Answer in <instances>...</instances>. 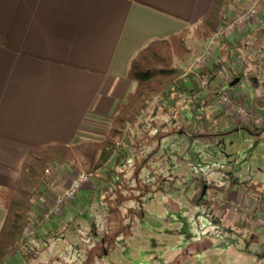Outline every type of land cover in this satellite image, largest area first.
<instances>
[{
    "label": "rangeland",
    "instance_id": "obj_1",
    "mask_svg": "<svg viewBox=\"0 0 264 264\" xmlns=\"http://www.w3.org/2000/svg\"><path fill=\"white\" fill-rule=\"evenodd\" d=\"M263 17L264 8L250 24L260 23ZM191 45L194 49L203 47L197 42ZM243 46L238 49L242 55L232 61L222 52L229 67L239 68V61L246 62ZM225 76L230 77L226 70L213 79L227 82ZM216 85L213 81L210 88L202 91L196 106L182 97L172 123L163 131L168 134L169 128L182 118L186 126L199 127L204 135L214 136L215 141L206 143L180 132L159 140L153 134L162 133L161 128L150 132L153 134L149 141L127 150L125 164L111 159L107 168L113 171L111 175L102 171L99 179L92 180V189L82 190L62 215L35 230L28 239L29 249L17 256L19 264H261L256 255L264 252V224L260 225L250 213L246 217L244 211L232 213L226 189L250 192L257 197L258 204L248 207L261 213L264 129L260 135H254L239 126L221 97H216ZM210 97L214 98L213 104L203 106ZM244 102L251 107L249 100ZM259 113L264 118V110ZM143 115L141 122L148 124L147 113ZM111 121L104 123L110 125ZM107 124L97 138L86 140L104 139L109 130ZM128 130L135 137L130 143L140 139L132 127ZM129 145L127 142L125 148L130 149ZM53 169L55 173L49 182L53 179L51 188L55 193L70 180L68 174L64 180L60 174L81 172L63 166ZM55 178L58 182H54ZM206 187L209 188L205 198L212 204L215 217L237 231L214 224L207 216L205 203H191L193 196ZM38 207L43 209L37 206L35 212H39ZM252 238L254 241L249 243ZM14 263L13 259L7 262Z\"/></svg>",
    "mask_w": 264,
    "mask_h": 264
},
{
    "label": "crops",
    "instance_id": "obj_2",
    "mask_svg": "<svg viewBox=\"0 0 264 264\" xmlns=\"http://www.w3.org/2000/svg\"><path fill=\"white\" fill-rule=\"evenodd\" d=\"M211 2L0 0V190L17 188L30 150L97 138L104 122L112 120L136 88L127 78L136 54L155 39L193 27ZM241 5L243 0L231 15ZM262 29L264 17L229 36L216 56L244 45V54L252 60L245 62L250 68L264 59ZM237 85L235 90L250 105L262 94L255 92L257 87L245 90ZM227 191L230 201L258 204L245 190ZM47 200L45 195L37 206L43 207ZM6 215L0 206V230ZM16 258L14 264H19Z\"/></svg>",
    "mask_w": 264,
    "mask_h": 264
},
{
    "label": "trees",
    "instance_id": "obj_3",
    "mask_svg": "<svg viewBox=\"0 0 264 264\" xmlns=\"http://www.w3.org/2000/svg\"><path fill=\"white\" fill-rule=\"evenodd\" d=\"M238 1L242 0H212L205 14L193 27L186 28L168 38L155 39L136 54L130 64L127 76L129 81L135 83L136 88L128 95L125 102L118 106L104 139L81 140L73 144H50L28 152L20 171L17 188L0 190V206L7 212L5 222L0 230V264H7L10 259L16 256H23L26 249H29V237L26 236V231L32 223L35 207L48 191L46 171L51 167L63 166L77 169L91 175L92 180L99 179L102 171L106 176H109L113 172L107 169L111 159L115 158L118 163L125 164L128 157L127 150L137 149L141 142L149 141L153 134L150 132L158 128H161L162 133L153 134V137L157 136L159 140L164 135L180 132L206 143L215 141L214 136L204 135L199 127L186 126L181 122L182 118L179 123H175L169 128L168 134L163 131L172 123L177 112V103L182 97L187 99L188 104L197 105L199 95L206 89L202 86L204 80L209 82L207 88L213 85V81L217 82L215 94L218 97L217 91L226 89L232 81L243 76L244 69L229 67L222 54H218L217 57V53L213 55L211 61L214 63H209L194 72H187L185 69L191 59L198 55L191 42L197 41L204 46L230 20L232 9ZM226 42L227 38L221 42L220 46L225 45ZM239 43L242 44V41L240 40ZM242 46L240 45V47ZM238 49L239 47H236L234 53L231 51L227 54L231 61L237 55H242L238 53ZM260 49L264 53V42ZM251 62L252 60L249 58V64ZM263 62L264 59L260 58L254 62V65ZM224 70L230 76L226 80L227 82L213 79V76L218 77ZM237 86L249 90L244 81L238 82ZM252 86H256L254 81ZM245 96H248L247 92ZM213 101L214 98L203 102V106H211ZM251 107L258 112L264 110V96L252 100ZM144 113H147L149 117L148 124L146 121L141 122ZM147 125L150 126L147 127ZM131 127L141 136L139 140L132 141V143L130 141L135 137L132 136L133 133L129 134L128 128ZM243 128L251 134L260 135L264 126L262 129L247 126ZM127 142L131 145H129L130 149L125 148ZM89 187L92 188V184ZM208 188L206 187V190L202 189L195 194L191 203L193 205L205 203L207 216H211L214 224L221 228L237 231L234 227L223 225L215 217L212 204L205 198ZM247 193L250 197L253 196L250 192ZM260 209L264 215V205ZM238 233L244 234L243 231H238ZM253 241L254 238L249 243ZM256 256L259 262L264 264V252L257 253Z\"/></svg>",
    "mask_w": 264,
    "mask_h": 264
},
{
    "label": "built area",
    "instance_id": "obj_4",
    "mask_svg": "<svg viewBox=\"0 0 264 264\" xmlns=\"http://www.w3.org/2000/svg\"><path fill=\"white\" fill-rule=\"evenodd\" d=\"M264 8V0H243V5L234 12L230 20L226 22L217 33L202 47L198 55L188 65L187 72H194L196 69L211 63L213 55L221 42L231 36L236 31L241 30L246 25L255 21L260 12ZM238 66L240 69H244L243 76L238 79V82L244 81L248 89L254 88L253 81L255 82L257 89L256 93L260 94L264 90V62L258 65H254L251 68L246 67V63L239 61ZM237 82V83H238ZM204 88L209 86V82L204 80L202 83ZM236 86L227 87L222 91H217V94L221 97V101L225 106V109L229 112L232 119L237 122L241 127H259L264 124L263 116L254 108L245 106L243 102L242 94H239L235 90ZM56 171L60 172L61 169L55 168ZM55 170L52 168L46 171L48 181V191L46 195L49 196V200L43 206V209L38 207L39 212H35V216L32 218L31 226L26 231L27 237H32L35 234L36 227L41 226L44 222L49 221L55 216H60L63 209L73 204L77 199L79 193L88 186H91L92 176L87 175L83 172H64L61 175L65 179V176L69 175V183L66 187L61 188L59 193L51 188L53 179L49 182L50 176L53 175ZM56 175V176H57ZM214 200V199H213ZM218 202V201H217ZM230 211L232 213H243L247 215L250 213L254 216L257 222L261 225L264 224V215L256 208L248 207L237 202L229 201ZM221 203L218 202V206ZM246 212V213H245Z\"/></svg>",
    "mask_w": 264,
    "mask_h": 264
},
{
    "label": "water",
    "instance_id": "obj_5",
    "mask_svg": "<svg viewBox=\"0 0 264 264\" xmlns=\"http://www.w3.org/2000/svg\"><path fill=\"white\" fill-rule=\"evenodd\" d=\"M237 82H238V79L234 80V82L229 87L235 86Z\"/></svg>",
    "mask_w": 264,
    "mask_h": 264
},
{
    "label": "flooded vegetation",
    "instance_id": "obj_6",
    "mask_svg": "<svg viewBox=\"0 0 264 264\" xmlns=\"http://www.w3.org/2000/svg\"><path fill=\"white\" fill-rule=\"evenodd\" d=\"M231 84H232V83H231ZM231 84H230V85H231Z\"/></svg>",
    "mask_w": 264,
    "mask_h": 264
}]
</instances>
